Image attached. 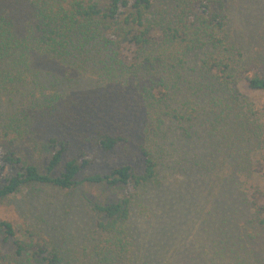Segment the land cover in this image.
Returning a JSON list of instances; mask_svg holds the SVG:
<instances>
[{
	"label": "rangeland",
	"instance_id": "374dc122",
	"mask_svg": "<svg viewBox=\"0 0 264 264\" xmlns=\"http://www.w3.org/2000/svg\"><path fill=\"white\" fill-rule=\"evenodd\" d=\"M224 1L227 16L224 39L232 74L235 76L240 69H246L247 73H239L242 78L237 84L239 96L220 97L217 112L214 110L211 115L214 125H222L223 143L214 140L209 128L202 125L204 101L189 93L193 83L188 81L197 82L195 75L182 77L184 84L176 85L165 102L154 101L151 109L145 101L146 90L156 83L154 75H162L157 66L147 70L144 63V71L129 69L137 57L133 48L118 44L114 49L102 48L94 58L96 64L86 73L70 71L68 66L56 62L44 64L43 73L73 79L63 85L64 91L52 87L50 80H42L41 84L45 94L66 95L61 99L79 115V133L101 131L128 140L127 145L99 155V160L78 179L105 174L125 164L138 169L143 163V148L156 158L158 176L165 178L164 187L139 197L131 187L108 189L85 183L72 191H59L31 184L0 199V220L14 224L16 231L26 230L50 250L55 247L72 256L73 264H88L92 254L88 241L96 238L94 225L98 218L85 200L134 197V217L140 222L141 231L154 238L150 242L157 256L153 264H235V256L249 260L250 264H264V223L262 226L257 220L251 223L254 204L264 205V91L250 90L245 81L249 73L264 76V0ZM144 18L145 25L151 24L148 14ZM105 60L114 68L103 70ZM23 90L29 94L33 87ZM0 97L1 113L6 110L7 98ZM20 105L16 102L14 108ZM193 117L191 122L189 119ZM235 118L246 120L248 126L243 143L225 160L231 149L224 147L238 136L239 130L231 129L230 141H226L228 134L224 127ZM43 140L32 142L27 136L15 144L13 151L20 165L30 164L44 171L49 153ZM10 173L0 165V185ZM257 192L261 196L254 199ZM160 229L162 233L158 234Z\"/></svg>",
	"mask_w": 264,
	"mask_h": 264
},
{
	"label": "trees",
	"instance_id": "16d2710c",
	"mask_svg": "<svg viewBox=\"0 0 264 264\" xmlns=\"http://www.w3.org/2000/svg\"><path fill=\"white\" fill-rule=\"evenodd\" d=\"M146 14L151 24L145 25ZM226 17L224 0H0V96L7 98L6 110L0 113V165L11 172L0 185V199L31 184L59 191H72L85 183L108 189L131 187L139 197L164 187L165 178L158 176L156 158L143 148L140 168L125 164L79 180L99 160V155L127 145L128 140L101 131L79 133V115L61 99L66 95L43 93L42 80H50L52 87L62 91L66 90L64 84L73 82L51 72L43 73L44 64L56 62L68 66L70 71L86 73L96 64L94 58L102 48L114 49L115 44L136 50L137 57L129 69L144 71L142 63L147 70L158 67L162 76L154 75L156 83L145 95L151 109L154 101L163 102L176 85L184 84L182 77L195 75L197 82L188 81L193 83L189 93L204 101L202 125L209 128L214 140L223 143L222 125H214L211 115L214 110L217 112L220 97L239 96V73H247L240 69L235 76L232 74L224 39ZM102 67L114 68L107 60ZM245 78L250 90L264 91V76L253 72ZM31 87L29 94L22 92ZM37 89L43 94H36ZM16 102L21 103L18 108H14ZM189 120L193 122L194 117ZM237 120L224 127L226 141H230L231 129L239 130L229 146H223L231 149L225 160L244 140L248 125L246 120ZM27 136L32 142L44 139L49 153L44 171L34 165H20L13 151L15 144ZM260 194H253V198ZM133 199L85 200L98 218L94 225L96 238L88 241L92 251L88 264H153L157 260L150 244L154 238L141 231L140 222L134 217ZM254 205L251 223L257 220L262 226L264 205ZM153 216L158 219L155 213ZM161 233L160 229L158 234ZM65 255L60 249L50 250L40 244L26 230L16 231L14 224L0 220V264H73L72 256ZM234 258L235 264H250L247 259Z\"/></svg>",
	"mask_w": 264,
	"mask_h": 264
}]
</instances>
